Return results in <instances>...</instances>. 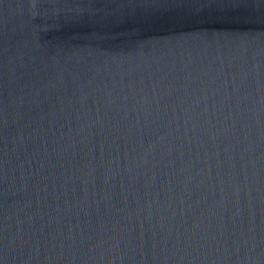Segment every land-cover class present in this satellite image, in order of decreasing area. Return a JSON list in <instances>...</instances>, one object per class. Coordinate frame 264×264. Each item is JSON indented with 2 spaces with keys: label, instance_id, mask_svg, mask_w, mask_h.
Instances as JSON below:
<instances>
[{
  "label": "water",
  "instance_id": "1",
  "mask_svg": "<svg viewBox=\"0 0 264 264\" xmlns=\"http://www.w3.org/2000/svg\"><path fill=\"white\" fill-rule=\"evenodd\" d=\"M0 264H264V0H0Z\"/></svg>",
  "mask_w": 264,
  "mask_h": 264
}]
</instances>
